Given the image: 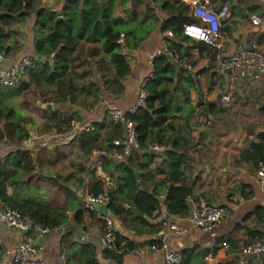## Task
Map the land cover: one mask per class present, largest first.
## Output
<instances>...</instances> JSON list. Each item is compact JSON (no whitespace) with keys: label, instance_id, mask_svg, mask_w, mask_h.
I'll return each mask as SVG.
<instances>
[{"label":"crops","instance_id":"1","mask_svg":"<svg viewBox=\"0 0 264 264\" xmlns=\"http://www.w3.org/2000/svg\"><path fill=\"white\" fill-rule=\"evenodd\" d=\"M45 1L55 11L64 2ZM143 1L138 7H133L131 2L124 7L138 12L132 23L135 26L139 23V28H142V33L139 34L142 39H132L130 43L136 45L124 47L129 73L117 79L113 69H109L103 76L102 66L98 63L102 56L99 46L81 43L78 51L82 52L83 61L76 65L75 71L79 74L82 69L84 73H92L93 80L89 83L86 77H78L79 86L74 98L67 96L63 102L42 103L52 105L51 110L41 106V109L49 112H43V122L49 119L50 113L61 117L74 114V120L92 125L97 130L96 147L90 154H84L78 144V137L83 132L70 131L67 124L64 125V132L53 131L49 134H39L38 127L30 125L27 129L31 142L23 143L24 139L19 146L0 143V157L16 149L33 154L34 171L30 173L33 175L30 191L34 197L43 201L58 193L64 195L60 204L50 206L67 209L68 224L52 228L50 233L37 240L41 247L38 255L44 264H75V245L90 243L96 249V259L100 264H165L166 253L170 251L187 253L191 264H264V255L241 254V249L247 242L259 236L264 237V220L258 219L254 214L258 208L264 210V192L259 182L257 165L240 161V155L253 142L258 141L259 135L264 134V110L259 109L264 105V71L233 68L226 78L216 68V60L220 57L228 59L239 45L254 42L264 52L263 0H230L229 15L222 26L224 38L221 49H202L199 41L188 37L186 41L180 42L179 54L183 58L177 63L179 71H182L179 84L181 90L187 91L189 96V104L183 111L187 113L192 110L193 114L190 118L191 139L187 144L182 139L185 137L183 117L186 113L180 117L177 112L169 119L165 132V138L177 140L176 151L191 157L183 175L173 185L187 184L191 187L187 198L189 204L192 199L202 196L210 200V203L227 207L229 215L205 231L190 223V206L186 214H169L165 205L166 190L160 188L156 195L158 207L150 216L133 213L137 209L122 201L124 209L134 216L129 213L119 216L108 211L107 214L113 221L114 235L118 233L122 239L116 248L118 258L104 255L101 219L90 216L85 209L90 196V177L95 176L103 181L108 189L113 186L109 175L113 167L110 162H127L129 156L131 166L135 167L138 162L131 153L133 150L124 154L121 146L113 145L112 141L122 138L123 132L120 138L111 136L108 109L117 108L122 113H127L137 103L142 85L152 76L153 66L148 61L156 57L158 52L167 53L168 47L179 41L172 31L162 29L163 22L176 17L183 25L187 22L182 19L183 16L192 17V7L183 0ZM222 1L211 0L209 6L218 10ZM120 10V15H123V9ZM253 16L260 17L262 21L257 25L252 24ZM33 22L32 16L20 28L22 49L14 56L6 57L3 66L15 64L25 54L35 55ZM169 31L172 32L171 36ZM125 42L124 35L122 44ZM173 59L175 62L176 55ZM242 72L244 73L241 75ZM230 75L233 76L235 85L230 92V102L224 105L221 96L227 93ZM179 93L181 94L180 91ZM207 103H216L220 111L209 113ZM240 124L245 128L241 130ZM166 149L170 147H165L164 150ZM164 150L160 152L161 155ZM161 155L155 157L150 164L152 169L162 161ZM136 172H139L138 176L144 175V171ZM157 179H143L139 190L147 188L150 191ZM7 192L12 193L10 186ZM3 208L0 203V210ZM78 209L86 211L83 213V220L77 224L72 219ZM169 222L175 223L183 232L176 234L168 230L165 223ZM75 227L80 228L85 237L79 238L70 231ZM19 239V232L6 226L0 219V264H12L7 252L14 248Z\"/></svg>","mask_w":264,"mask_h":264},{"label":"trees","instance_id":"2","mask_svg":"<svg viewBox=\"0 0 264 264\" xmlns=\"http://www.w3.org/2000/svg\"><path fill=\"white\" fill-rule=\"evenodd\" d=\"M128 2H131L133 7H138L144 1L64 0L61 8L55 11L45 0H0V54L5 58L12 57L22 49L20 28L33 16V46L36 56V61L26 69L24 78L19 83L10 88L0 86V143H12L19 146L29 136L27 123L23 114L15 109L13 98L31 86L41 87L44 90L48 85H54L51 94H48L50 102H63L67 96L74 98L79 86L77 78L82 77L75 71L76 65L83 61V54L78 51L81 43L99 46L102 56L98 63L102 66L103 76L109 69H113L117 79L129 73L124 47L130 48L136 45L130 43L132 39L137 41L142 39L140 36L142 28H139L141 27L139 23L136 26L132 23L138 12L124 8ZM119 8L123 9V15L118 13ZM58 17L61 19L56 22ZM162 29L172 31L179 41L173 42L168 47L167 53L171 54V59L168 58L167 53L153 58L152 76L143 87L147 93L144 103L133 113L126 114L127 119L136 123L139 149L131 153L138 162L135 167L131 166L130 156L127 162L117 164L110 162L113 165L112 170L110 169L112 172L109 174L113 186L108 189L105 188L103 181L95 176L90 177L88 194L95 196L107 192L108 209L119 216L124 213L134 216L129 210L124 209L121 201L144 215H152L159 204L156 195L159 194L160 188L166 190L165 205L169 214L182 215L189 210L187 198L191 193V187L187 184L175 186L173 182L183 175L184 168L189 165L191 157L176 151L178 146V142L175 143L176 139L165 138L168 120L177 112L180 117H183L186 113L183 111L184 107L189 104L188 92L181 90L179 84L181 70L177 74V81H174L175 65L183 58L179 54L180 42L186 41L187 36L183 34V25L177 21L176 17L166 19ZM121 34L126 36L125 44L118 43ZM199 42L202 49L212 48L204 42ZM175 55L177 59L174 62ZM206 106L211 114L220 111L216 103H207ZM41 110L49 113L47 110ZM192 116L191 110L183 117L186 138L182 139L185 144L191 139L190 118ZM74 117V114L61 117L56 113H50L49 119L43 122L39 134H49L53 131L64 132L66 129L64 125L67 124L69 128ZM111 128L112 137L122 136L124 127L121 122L111 121ZM97 138V130L81 133L78 137L81 151L84 154H90L96 147ZM153 143H159L164 148L170 147V149L164 150L162 155L154 153L149 149ZM160 155L162 161L152 169L150 164ZM32 160L33 154L21 149L13 150L6 156L0 157V203L4 207L29 216L33 222L50 228L68 224L67 209L45 204L31 194L33 175L30 173L34 171ZM240 161L255 165L258 161L264 162V134L259 135L258 141L253 142L251 147L240 155ZM136 171H144V175L136 176ZM154 177L158 179L150 191L147 188L139 190V186L143 185V179L149 181ZM8 186L12 188L11 194L7 192ZM85 209L89 211L90 216L97 217L93 210ZM85 209L75 211L73 223L78 224L83 220ZM254 214L258 219L264 220L262 208L256 209ZM99 221L103 228L104 222ZM114 236L115 248H104V255L116 259L119 257L116 248L122 237L118 233ZM74 254L76 255L75 264H100L96 259V249L90 243L76 244ZM180 264H191V258L187 253H182Z\"/></svg>","mask_w":264,"mask_h":264},{"label":"built area","instance_id":"3","mask_svg":"<svg viewBox=\"0 0 264 264\" xmlns=\"http://www.w3.org/2000/svg\"><path fill=\"white\" fill-rule=\"evenodd\" d=\"M192 7L191 18L183 24V34L195 41H201L214 49L223 47L224 34L222 32L223 21L228 18L230 0H223L219 9L214 10L209 6L211 0H183ZM264 4V0H263ZM262 19L258 16H253L251 22L254 25L259 24ZM171 36L172 32H168ZM124 35L121 34L118 43H123ZM163 54L158 52L156 56ZM154 58V57H153ZM153 58L148 62L152 64ZM5 57L0 54V86L10 88L19 83L23 78L27 68L32 66L36 61L35 55L25 54L15 64L5 67L2 65ZM238 69H254L264 71V52L260 47L252 42L247 45H239L235 51L230 54L228 59L222 57L216 60V68L221 70L226 67ZM233 76L230 75L229 83L227 84V93L221 96L222 104L227 105L230 102V92L233 89ZM144 84V83H143ZM142 85L137 103L133 105L127 113H133L138 106H142L147 93ZM127 113H122L117 108H109L108 115L111 121L121 122L124 127L123 136L120 139H114L113 145L121 146L124 154H129L132 150L139 149L138 135L136 133V123L126 118ZM70 131L91 132L94 130L92 125L83 124L78 120H71L69 124ZM31 136H28L23 143L31 142ZM150 151L160 153L164 150V146L159 143H153L149 146ZM259 182L264 192V162L257 163ZM109 196L107 192L90 195L87 198L86 207L94 210L97 217L104 222L103 234L101 243L106 249L115 248V236L113 230L112 218L106 214L99 212V206L108 207ZM188 219L193 226L200 227L208 231L215 224L221 222L229 215L227 207L209 203L206 198L198 196L191 200ZM109 211V209H108ZM109 213V212H108ZM0 219L8 227L17 230L20 234V239L15 244L14 248L7 252L11 257L12 264H44L39 257V249L41 248L37 240L52 230L49 226L41 225L33 222L27 216L22 215L17 210L4 207L0 210ZM168 230L176 234L182 233L183 230L178 228L173 222L165 223ZM225 246V244H224ZM154 247V246H153ZM241 254L246 256H263L264 255V237L255 238L241 249ZM182 253L179 251H170L166 253L165 264H180Z\"/></svg>","mask_w":264,"mask_h":264},{"label":"rangeland","instance_id":"4","mask_svg":"<svg viewBox=\"0 0 264 264\" xmlns=\"http://www.w3.org/2000/svg\"><path fill=\"white\" fill-rule=\"evenodd\" d=\"M118 13L121 14L120 8L118 9ZM246 70L251 71L252 69H246ZM79 71H80L79 74L82 75L83 77H86L87 81L91 83V81L93 80L92 73L89 72L83 73L82 69ZM243 73L244 72H242L241 75ZM232 84L235 85V82L232 81ZM53 88L54 85H48L44 90H42L41 87L31 86L28 90L24 91L19 96L13 98V105L15 109L19 110L23 114V118L27 123V127L33 124L34 126L38 127V131L41 130L44 120L41 106L43 102L48 101L49 99L48 94H51ZM91 97L92 96L90 95L89 98ZM63 197L64 195L62 193H58L55 197H48L49 200H43L41 202H44L48 205H58L64 199Z\"/></svg>","mask_w":264,"mask_h":264},{"label":"water","instance_id":"5","mask_svg":"<svg viewBox=\"0 0 264 264\" xmlns=\"http://www.w3.org/2000/svg\"><path fill=\"white\" fill-rule=\"evenodd\" d=\"M60 19H61V17H58V18L56 19V22H58ZM182 19L185 20V21H190L192 18H191V17H188V16H183ZM56 22H55V23H56ZM167 56H168L169 59H171V55H167ZM175 69H176V76L174 77V81L176 82V81H177V74H178V72H179L180 66H179V65H175ZM232 71H233V68L230 67V66L221 69L222 74H223L226 78H228L229 74L232 73ZM42 108H46V109L51 110V109H52V105H51L50 103H44V104H42ZM259 109H260V110H264V105H262L261 107H259ZM239 126L241 127V130L245 128V126H244L243 124H240ZM135 175L138 176V175H139V172H136ZM207 201L210 203V200H207ZM98 210H99L103 215H106V214L108 213V207H107V206H99V207H98ZM133 213L138 214V215L141 214V212H139V211H137V210H133ZM70 231H72V232H73L76 236H78L79 238H83V237H85L83 231H82L80 228H78V227L71 228Z\"/></svg>","mask_w":264,"mask_h":264}]
</instances>
